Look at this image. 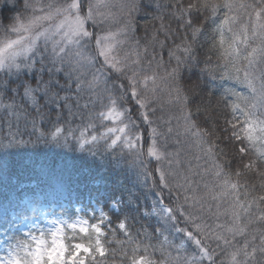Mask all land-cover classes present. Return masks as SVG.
Listing matches in <instances>:
<instances>
[{
	"label": "snow or ice",
	"instance_id": "6c2138e0",
	"mask_svg": "<svg viewBox=\"0 0 264 264\" xmlns=\"http://www.w3.org/2000/svg\"><path fill=\"white\" fill-rule=\"evenodd\" d=\"M0 9L7 13L0 15V124L9 129L0 153L52 146L96 156L104 141L112 167L123 161L151 180L159 205L151 211L160 221L149 231L135 228L137 215L118 219L125 238L108 248L111 219L103 210L99 218L93 212L71 222L53 219L46 229L33 225L24 239L6 236L0 264H108L117 253L120 264H216L218 256L220 264H264V0H0ZM118 17L123 22L115 31L102 28ZM138 18L145 21L141 39L134 38ZM209 21L215 60L208 55L202 62L197 51ZM130 34V53L118 55ZM218 74L242 84L247 95L226 91L213 103L202 85ZM161 92L176 110L164 121L166 132L152 126ZM221 106L232 114L224 127L215 115ZM173 119L175 135L202 154L195 157L203 159L202 171L197 164L182 174L180 152L161 151ZM149 158L168 167L149 172ZM249 176L259 177V185ZM165 192L174 195L173 206L165 204ZM122 203L109 206L119 210ZM177 233L180 243L169 238ZM188 243L197 251L189 252Z\"/></svg>",
	"mask_w": 264,
	"mask_h": 264
},
{
	"label": "trees",
	"instance_id": "16d2710c",
	"mask_svg": "<svg viewBox=\"0 0 264 264\" xmlns=\"http://www.w3.org/2000/svg\"><path fill=\"white\" fill-rule=\"evenodd\" d=\"M113 2L118 3L119 0H113ZM112 11L116 12L117 9L113 8ZM0 15H7V13L0 9ZM122 22L118 17V22L109 21L102 28L115 31L121 26ZM144 24L145 21L143 19H137L138 30L134 34L135 39L144 37ZM213 28L214 24L212 21H209L205 35L200 38L202 47L198 48L197 55L202 62L206 56L213 55V53L209 52L208 43ZM132 39L133 37L130 34L128 42L125 43V49L124 45L119 47L118 55L123 56L125 52L130 53ZM141 42L143 43V40ZM131 58L134 59L135 57ZM213 60H215V55H213ZM201 66L203 65L201 64ZM202 87L205 88V94L208 90L213 93V103H215L216 97H219L226 91L241 92L247 95V89L242 84L234 80L220 79L219 74L218 78L211 82L205 77ZM153 106L157 108V111L152 116L154 121L152 126L157 127L160 132H166L168 125L164 121L176 115V110L167 102V95L163 92L160 93L159 101ZM215 115L218 118L217 122L220 127L225 126V119L232 118L230 110H226L222 106L216 110ZM176 124L177 121L173 119L171 122V126L174 128L173 134L160 139L161 151H166V153L180 152L179 158L182 164L179 170L182 174L189 167L193 171H196L197 164L201 165L200 170L202 171L205 166L203 159L200 161L195 159L196 156L202 154L198 151L192 140L186 139L184 135L179 137L175 135ZM146 127V125H142V129ZM103 130V128H99L100 132ZM8 132L9 129L0 124V137L7 135ZM224 135H227V133ZM177 139L181 143L177 144L175 142ZM104 143V141H100L99 147L101 151L96 156L80 150L70 151L52 146L11 149L9 150L10 155L7 156L0 153V256L6 254V236L16 239L26 238L25 234L29 230H20L18 225L13 224L15 220L14 209L26 196L43 199L50 208L55 207L53 211L60 213L61 216H65L69 222L80 213L76 209V204L82 206L84 209L83 213H86L88 217L94 212L95 216L99 218V213L103 210L111 219L110 225H107V221L105 222L107 225L105 232L107 233L108 240L113 241L110 244H106L108 248H118L119 246L115 241L125 238L117 229V222L118 219H123L126 215H137L138 223H135V228H139L143 224L149 226V231H151V226H159V217L151 211L153 205L157 204V197L155 195L157 190L151 188V180L145 183L143 176L138 177L136 175L137 170L123 161H121L119 166L112 167L110 162L114 160V154H110L111 150L107 153L103 151ZM220 147L223 148L224 145L220 144ZM115 153H120L119 145L115 148ZM234 154V152L229 151L227 158L231 159ZM123 155L127 160L132 159L131 155L127 154V150H125ZM146 164L149 172H152L157 166L162 168L168 167L166 160L164 162H156L149 158L146 159ZM237 164L238 160L233 164V167H236ZM172 167L175 168L176 165ZM155 175L158 176V174ZM247 178L249 183L257 185L260 183L259 177L249 176ZM194 179L199 180L200 177H194ZM204 179L211 180V177L205 176ZM165 197V204L169 206L175 204L174 195L173 197H168L167 192H165ZM113 199L123 201L119 206V210L109 206ZM137 208L141 211H147L149 214L147 216L138 215L135 211ZM86 209L90 211L86 212ZM92 222L95 221L93 220ZM208 222L211 223V221ZM179 226H186L183 218H180ZM40 227H43V225L41 224ZM5 229L8 230L7 233L4 231ZM112 230H115L114 237ZM169 238L176 243H180L184 239L183 234L180 233ZM156 242V240L151 241V243ZM209 244L211 248H216L214 242L209 241ZM186 246L189 252H193V245L188 243ZM216 251L219 253L220 249H216ZM220 259H223V257L218 256L216 264H220ZM113 260H115V264H120L118 253L115 258L112 256L108 257V264H113ZM203 264H208V261L205 260Z\"/></svg>",
	"mask_w": 264,
	"mask_h": 264
},
{
	"label": "clouds",
	"instance_id": "9594fccd",
	"mask_svg": "<svg viewBox=\"0 0 264 264\" xmlns=\"http://www.w3.org/2000/svg\"><path fill=\"white\" fill-rule=\"evenodd\" d=\"M51 208L41 198L26 196L14 209V225H18L20 230L31 228L36 225L42 217L51 214Z\"/></svg>",
	"mask_w": 264,
	"mask_h": 264
},
{
	"label": "rangeland",
	"instance_id": "374dc122",
	"mask_svg": "<svg viewBox=\"0 0 264 264\" xmlns=\"http://www.w3.org/2000/svg\"><path fill=\"white\" fill-rule=\"evenodd\" d=\"M99 30H100V29H98L97 31H99ZM125 45H126V44H124V49H125ZM109 126H111V125H109ZM165 152H166V151H165ZM156 206H157V208L159 207L158 202H157ZM77 209H78V210H81V211L83 210L79 205H77ZM87 211H88V210H87ZM83 215H85V214H79L78 216H83ZM61 218L65 219V217H62L60 214L51 211V214H50V215H45L44 217H42V218L40 219V221L36 224V226L39 227V226L41 225V222H43V224H45L46 227L48 228V227H51V226H52V225H51V221H52L53 219H61ZM26 229H29V228H23L22 230H26ZM192 251H197V250L195 249L194 245L192 246Z\"/></svg>",
	"mask_w": 264,
	"mask_h": 264
}]
</instances>
